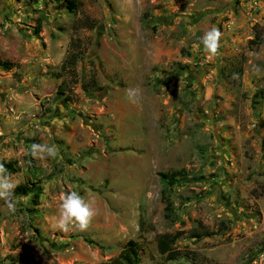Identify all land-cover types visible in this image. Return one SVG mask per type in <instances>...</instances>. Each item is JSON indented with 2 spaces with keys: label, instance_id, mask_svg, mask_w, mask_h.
<instances>
[{
  "label": "rangeland",
  "instance_id": "obj_1",
  "mask_svg": "<svg viewBox=\"0 0 264 264\" xmlns=\"http://www.w3.org/2000/svg\"><path fill=\"white\" fill-rule=\"evenodd\" d=\"M79 1L0 0V163L40 188L14 191V212L0 198V264H109L127 246L137 264H264V0ZM172 170L186 177L168 186ZM70 190L94 201L86 230L57 227Z\"/></svg>",
  "mask_w": 264,
  "mask_h": 264
},
{
  "label": "clouds",
  "instance_id": "obj_2",
  "mask_svg": "<svg viewBox=\"0 0 264 264\" xmlns=\"http://www.w3.org/2000/svg\"><path fill=\"white\" fill-rule=\"evenodd\" d=\"M222 36L223 33L219 28L212 27L201 37V43L211 55L215 56L221 47ZM257 72H259L258 69ZM57 152L55 145L34 143L31 148V155L38 159L55 158ZM17 185L18 182L12 178V174L8 173L3 163H0V198L5 200V206L12 212L16 209V201L13 197ZM96 214L94 201L86 199L77 191L70 190L61 196L57 227L64 232H69L73 228L83 231L90 226Z\"/></svg>",
  "mask_w": 264,
  "mask_h": 264
},
{
  "label": "trees",
  "instance_id": "obj_3",
  "mask_svg": "<svg viewBox=\"0 0 264 264\" xmlns=\"http://www.w3.org/2000/svg\"><path fill=\"white\" fill-rule=\"evenodd\" d=\"M64 3L65 8L68 10H74L79 8L80 1L79 0H62ZM92 27V25H89ZM76 42L74 41L71 43V45H74L76 47ZM264 42V29L258 26H255L254 29V36L249 40V43L254 44L255 47L258 45H261ZM74 48V47H73ZM78 50L73 51H67L66 56L64 57L63 63L61 65V68L64 71L74 73L75 71V64L79 56ZM62 82L61 84H63ZM62 93V92H60ZM68 99V98H67ZM5 167L9 172L14 171V168L12 166V163H6ZM159 178L166 183L168 186H172L177 183V181L185 179L186 172L184 170H172L169 172H158ZM15 193L18 195H31L33 201L37 203L40 188L35 187V182H30L27 185L21 186L17 185L15 188ZM164 210V219L167 226H172L175 222L174 219V205L171 202V200H166L165 205L163 207ZM208 233L206 231L204 232H195V237H201L203 235H207ZM130 244V243H129ZM128 244V245H129ZM175 254L174 252H168L166 255V259H174ZM109 264H137L135 257H133L130 247H124L120 250L118 255L111 261Z\"/></svg>",
  "mask_w": 264,
  "mask_h": 264
}]
</instances>
